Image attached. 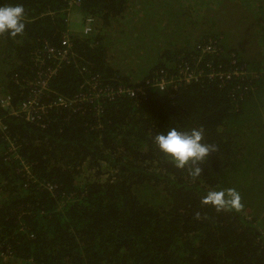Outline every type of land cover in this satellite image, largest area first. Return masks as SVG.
I'll return each instance as SVG.
<instances>
[{
	"label": "trees",
	"instance_id": "16d2710c",
	"mask_svg": "<svg viewBox=\"0 0 264 264\" xmlns=\"http://www.w3.org/2000/svg\"><path fill=\"white\" fill-rule=\"evenodd\" d=\"M79 1L0 0L26 25L0 34V264H264V0ZM171 128L213 146L199 177L155 144ZM227 189L239 210L202 202Z\"/></svg>",
	"mask_w": 264,
	"mask_h": 264
},
{
	"label": "clouds",
	"instance_id": "9594fccd",
	"mask_svg": "<svg viewBox=\"0 0 264 264\" xmlns=\"http://www.w3.org/2000/svg\"><path fill=\"white\" fill-rule=\"evenodd\" d=\"M25 9L22 4H0V34L8 33L10 37L23 34L25 30ZM202 129L179 131L171 128L167 133L155 136L154 142L159 151L168 157L177 169L191 164L190 176L197 178L202 173V164L213 146L203 142ZM240 194L235 189L209 191L203 199L205 205H212L218 211L226 208L239 210Z\"/></svg>",
	"mask_w": 264,
	"mask_h": 264
},
{
	"label": "built area",
	"instance_id": "2783aa9c",
	"mask_svg": "<svg viewBox=\"0 0 264 264\" xmlns=\"http://www.w3.org/2000/svg\"><path fill=\"white\" fill-rule=\"evenodd\" d=\"M80 5V1L79 0H68V10L72 11L75 7ZM92 32V19L90 18H86L84 19V26H83V34L84 35H89ZM62 47H63V51L55 49V48H49L47 50L49 56H51L52 58H48L47 55L46 57L48 59H55L58 61V65L56 68L54 69H50L47 73H43V75L39 76L38 79L35 81L36 84L39 86V89H46L47 88V84L49 79L51 78V76H53L55 74V71L57 70V68L62 64V61H67L68 60V51L70 50L71 47V43L69 42V40L67 38H65L64 40H62L61 43ZM45 52V51H44ZM46 54V53H45ZM44 61L41 60L40 61V65H43ZM165 83L164 81H160V82H153V85H150L148 82L145 83V85L143 87H137L136 89L133 90H128L126 91V94L130 97H136V96H142L145 94V91L147 88L149 87H159L160 89L164 88ZM118 94H121V91H118ZM108 95H112L111 93H108ZM84 97H76L74 100H71L70 103H68V101H66L64 98L63 99H58L56 105L62 106V107H72V106H76L78 104H82ZM91 101H101L100 99V95L97 93L95 94V96L90 99ZM3 102V107H8L9 103L7 102V98H3L1 100ZM88 100H86L85 102H87ZM30 108L32 107L33 103H30ZM26 109V108H25ZM33 108H31L32 110ZM98 113H101L102 111H97ZM96 112V113H97ZM98 115V114H97ZM3 128V127H2ZM3 257L4 261H8V259L11 258V256L8 255H1Z\"/></svg>",
	"mask_w": 264,
	"mask_h": 264
},
{
	"label": "rangeland",
	"instance_id": "374dc122",
	"mask_svg": "<svg viewBox=\"0 0 264 264\" xmlns=\"http://www.w3.org/2000/svg\"><path fill=\"white\" fill-rule=\"evenodd\" d=\"M260 44L262 45V47L264 48V42L262 41V42H260ZM243 51H244V53H245V55L247 56L246 58L247 59H255V57H257V56H259V53H258V50H257V48L256 47H244L243 48ZM147 58V57H146ZM150 59H152V58H150ZM153 60V62H154V59H152ZM152 60H148L147 61V63H145V61H143V62H140V61H138L134 66H133V68H132V71L131 70H128L129 71V73L130 74H132L134 77H136V76H138V75H140L141 73L143 74V71H145L146 69H148V65L150 66V64L152 63ZM254 61V60H253ZM141 64L143 65V66H141ZM148 64V65H147ZM153 64V63H152ZM146 72H147V70H146ZM129 74V75H130ZM132 78V77H131ZM80 171H87V172H81V175L79 176V178H78V180H82L84 177H86L87 175H89V173L90 172H88V170L86 169V167L85 166H81L80 167V169H79ZM99 171H101L102 173H103V178H107L109 175H110V173L107 171V170H105L103 167H101L100 169H99ZM107 172V173H106ZM49 189L50 190H54L53 189V187L52 186H49ZM53 192V191H52Z\"/></svg>",
	"mask_w": 264,
	"mask_h": 264
}]
</instances>
